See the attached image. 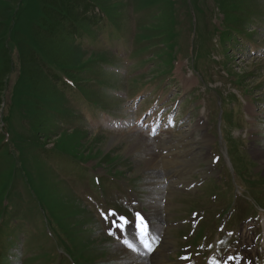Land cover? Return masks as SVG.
I'll list each match as a JSON object with an SVG mask.
<instances>
[{
  "label": "rangeland",
  "instance_id": "rangeland-1",
  "mask_svg": "<svg viewBox=\"0 0 264 264\" xmlns=\"http://www.w3.org/2000/svg\"><path fill=\"white\" fill-rule=\"evenodd\" d=\"M11 1L19 2L15 7ZM83 1L0 0V222L17 213L24 225L11 228L14 241L25 240L22 264H123L131 260L130 254H123L124 247L107 240L105 227L94 213L115 209L124 214V208L116 204L122 193L115 192L127 194L131 186L127 180L133 182L143 202L136 208L149 211L146 202L153 189L159 200L164 198L163 223L171 226L165 240L173 246L172 259L191 254L184 237L198 233L200 240L210 231L204 246L192 239L188 242L197 248L191 255L196 264H222L230 252L244 253L243 228L257 223L260 237L250 235V243L262 247V253L253 252L263 263L264 54L251 52L264 48V0H97L118 22L133 20L132 29L109 25L108 18L94 7L107 29L100 30V36H86L75 47L71 28L60 22L59 5L65 2L63 7H71L73 2L71 13L75 14L84 8ZM134 4L140 14L135 13L136 18L134 13L122 14L121 20L119 10ZM144 4L148 5L141 7ZM83 18H91L94 31L99 22L92 11ZM125 35L131 39L130 46L122 43ZM92 44L95 48L90 49ZM111 47L126 57L124 62L117 60L121 75L107 74L115 61L112 57L104 66L106 73H98L97 68L90 72V80L80 84L89 99L105 105V112L94 114L92 106L79 105L78 111L89 124L75 127L69 122L74 117L65 99L53 87L55 81L63 86L60 76L65 66L61 63L81 68L108 59L94 52ZM36 93H42L44 101L37 100ZM55 113L58 124L52 121ZM161 115L174 116L176 127L153 136L138 129V121L153 122ZM4 127L10 132L8 137ZM133 133L147 136L148 144L140 138L133 140ZM129 142L137 144L133 153ZM51 148L85 161L73 168L75 177L50 158ZM151 155L157 160L153 168L146 166ZM176 166L184 173L164 182L163 177H169ZM219 168L223 186L215 179L208 181L219 174ZM108 173L113 174L109 180L102 176ZM82 175L100 179L88 182L80 179ZM215 191L222 193V200L218 197L215 202ZM87 192L90 203L85 200ZM152 209L159 216L158 209ZM221 210L223 218L227 216L225 229L233 233L216 249L213 234L218 236ZM204 212L209 218L198 224L200 231L189 229L192 220ZM256 213V220L247 219ZM168 229L159 225L152 233ZM6 231L1 241L11 237V232L4 236ZM169 247L161 246V263L177 264L182 259L169 261ZM9 257L10 263L21 260L18 253ZM190 263L188 259L183 264ZM248 263L243 257V264Z\"/></svg>",
  "mask_w": 264,
  "mask_h": 264
},
{
  "label": "bare ground",
  "instance_id": "bare-ground-1",
  "mask_svg": "<svg viewBox=\"0 0 264 264\" xmlns=\"http://www.w3.org/2000/svg\"><path fill=\"white\" fill-rule=\"evenodd\" d=\"M139 134H141V133L139 132ZM139 134L133 133L132 134L133 135V140L136 139V141L138 142V140L140 138L144 142V144L147 145L148 141H149L148 137L145 136V135H144V137H141ZM127 140H128V138H127ZM128 148H129L128 150L131 153H133L137 149V144H135V142H133V143L129 142V147ZM146 164H147L146 166L153 168L155 165H157V160L155 159V157H153L151 155V158L146 162ZM178 172H181V171L178 170ZM161 232H163V230ZM144 240H147V239H144ZM144 240H141L140 242H136V244L138 245L139 249H141V248H145L146 249V247L144 246V243H143ZM161 246H158V248L155 250L156 253L155 252L152 253V254H155L156 256H151L152 255L151 254V255H148L147 257L143 256L142 258H139V259H137V257L134 255V253H132L129 249H127V248H124V249L120 248V249L124 252L123 254H125V255H129L130 254L131 255V260H129L130 264H162L161 260L163 261V259H160V257H161L160 253L163 250H160ZM120 249H117V250L121 251ZM182 260H180L181 262L178 261L177 264H183L186 261H188V259H185V260L182 259ZM169 261H171V260L169 259ZM163 264H171V263H163ZM229 264H231V263H229ZM248 264H250V263H248Z\"/></svg>",
  "mask_w": 264,
  "mask_h": 264
},
{
  "label": "trees",
  "instance_id": "trees-1",
  "mask_svg": "<svg viewBox=\"0 0 264 264\" xmlns=\"http://www.w3.org/2000/svg\"><path fill=\"white\" fill-rule=\"evenodd\" d=\"M12 2V1H11ZM17 2H19V1H13L12 3H13V5L16 7L17 5H16V3ZM93 2L95 3V2H98L97 0H93ZM65 3V2H64ZM154 4H157V2L156 3H154ZM98 6H100L104 11H108V13H110V12H112L107 6L106 7H102L100 4H97ZM68 11V13H70V9H68L67 10ZM120 11V10H119ZM1 18L2 19H4V17L3 16H1ZM49 55H51V56H53L52 54H49ZM93 63V62H92ZM61 64H63L65 67H68V69L70 70V71H72V66H70V65H68L69 63H61ZM84 66H81L83 69H85V67H86V70L87 69H91L92 68V65H90V66H88L87 64H83ZM87 65V66H86ZM78 67H80V66H78ZM77 68V67H76ZM83 69H82V71H83ZM87 71H89V70H87ZM77 73H79L80 74V69L78 68L77 69V71H76V73L75 74H73L74 75V77H76V78H78V76H79V74L77 75ZM37 95L38 96H42V93H37Z\"/></svg>",
  "mask_w": 264,
  "mask_h": 264
},
{
  "label": "snow or ice",
  "instance_id": "snow-or-ice-1",
  "mask_svg": "<svg viewBox=\"0 0 264 264\" xmlns=\"http://www.w3.org/2000/svg\"><path fill=\"white\" fill-rule=\"evenodd\" d=\"M137 215L139 216L141 226H142V228H143V230H144V232H145V234H146V233H147V225H146V223L144 222L143 217L140 216L139 214H137ZM121 219H124V217H121ZM125 243L128 244V246H129L130 248H133V250H135V246H134L133 244L129 243L128 241H125ZM143 243H144V246H145L149 251L152 250V245H151V241H150V240H144Z\"/></svg>",
  "mask_w": 264,
  "mask_h": 264
}]
</instances>
